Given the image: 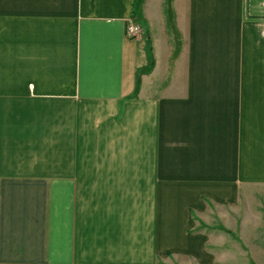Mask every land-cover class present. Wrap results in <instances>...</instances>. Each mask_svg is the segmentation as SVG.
<instances>
[{"label": "crops", "instance_id": "obj_1", "mask_svg": "<svg viewBox=\"0 0 264 264\" xmlns=\"http://www.w3.org/2000/svg\"><path fill=\"white\" fill-rule=\"evenodd\" d=\"M263 187L264 0H0V264H264Z\"/></svg>", "mask_w": 264, "mask_h": 264}, {"label": "rangeland", "instance_id": "obj_2", "mask_svg": "<svg viewBox=\"0 0 264 264\" xmlns=\"http://www.w3.org/2000/svg\"><path fill=\"white\" fill-rule=\"evenodd\" d=\"M167 2H168V4H170V0H167ZM257 190H259V189L257 188ZM263 190H264V187H263ZM258 194L259 193H256V195H258ZM263 196H264V191H263ZM249 202H250L251 205H248L247 206V209L246 210H247V215L248 216H247V220H246V223H245V227H246V229L248 231H249L248 227L251 226L252 221L254 220V218H256V220L258 221L259 220V216H260V213L257 212V210L259 209L258 208L259 206H255L254 205L256 203L259 204V201L256 200V203H255V201L252 202V199L250 197ZM236 219L237 220L240 219L239 214L236 215ZM263 222H264V198H263ZM263 233H264V231H263ZM236 237H238V235H236ZM175 263L176 264H189V263L192 264V262H190L188 259H178L177 261H175ZM221 264H226V262H221Z\"/></svg>", "mask_w": 264, "mask_h": 264}, {"label": "built area", "instance_id": "obj_3", "mask_svg": "<svg viewBox=\"0 0 264 264\" xmlns=\"http://www.w3.org/2000/svg\"><path fill=\"white\" fill-rule=\"evenodd\" d=\"M127 33L129 34V36L134 37L139 33V27L135 25H129L127 27Z\"/></svg>", "mask_w": 264, "mask_h": 264}]
</instances>
